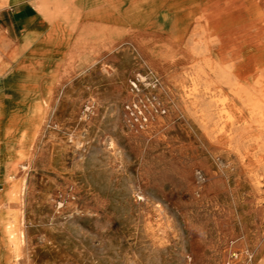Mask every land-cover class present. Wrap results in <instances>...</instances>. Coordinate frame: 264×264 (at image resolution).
I'll use <instances>...</instances> for the list:
<instances>
[{"label":"rangeland","instance_id":"rangeland-1","mask_svg":"<svg viewBox=\"0 0 264 264\" xmlns=\"http://www.w3.org/2000/svg\"><path fill=\"white\" fill-rule=\"evenodd\" d=\"M94 13L79 21L123 22L114 42L105 29L100 51L81 64L77 38L99 35V26L87 33L75 26L64 35L72 57L36 84L7 81L0 94V121L12 119L34 134L26 140L28 169L19 167L21 198L14 205L21 256L2 252V263L264 264V136L247 121L249 108L233 127L214 89L193 104L191 62L163 39L170 33L161 36L168 27L162 10L142 29L113 12ZM40 20L30 0L0 9L7 37L0 41L20 43ZM153 48L158 56L149 54ZM138 74L143 101L153 96L166 110L147 106L143 128L124 108ZM35 102L42 111L29 117L25 111ZM8 185H0V194Z\"/></svg>","mask_w":264,"mask_h":264},{"label":"bare ground","instance_id":"bare-ground-1","mask_svg":"<svg viewBox=\"0 0 264 264\" xmlns=\"http://www.w3.org/2000/svg\"><path fill=\"white\" fill-rule=\"evenodd\" d=\"M23 1L0 0V8ZM30 1L39 12L41 20L20 43L0 41V94L7 87V81L36 84L39 75L51 74L53 65L59 64L60 60L69 55L72 57L74 50L69 45V39H64L68 30L82 24L81 32L87 33L94 29L93 26H99V35L77 38L76 45L84 48H81V64H85L91 53L100 51L106 39L103 36L105 29L111 31L108 39L112 43L116 40L114 37L118 31L115 26L123 23L110 20L104 23H82L79 19L94 17V12L103 18L113 17L114 14L115 17H123L125 21L142 29L151 17L162 10L167 16L168 27L164 28L166 30L161 36L170 33V36L163 39L168 41L171 48L177 46L182 49L191 62L193 87L189 93L194 99L193 104L200 103L203 96H207L214 89L217 94H221L218 99L223 105L222 114L223 111L226 112L231 126L234 127L245 116L243 106L248 107L250 115L247 121L254 122L264 136V9L259 0ZM84 9L87 12H81ZM41 33L44 36L41 43H37V35ZM8 45L11 48L6 51ZM50 46L52 52L47 55ZM40 47L43 50L40 51ZM148 52L152 56L160 53L154 48ZM46 55L50 58L43 62L40 57ZM211 74L215 76L214 80L209 78ZM202 79L203 86H200ZM223 86L228 87V93H224ZM235 101H239L241 106L236 107L233 104ZM42 107L40 102L29 104L25 113L34 117L42 111ZM249 124L246 122L242 127ZM204 127L208 128L206 124ZM33 135L29 127H16L12 119L4 123L0 121V185L9 183L5 192L0 194V255L5 252L16 260L21 256L19 210L14 208L21 198L22 173L19 167L28 169L22 161L26 160L29 148L26 140ZM78 148L82 151L83 145L79 144ZM2 262L0 259V264Z\"/></svg>","mask_w":264,"mask_h":264},{"label":"built area","instance_id":"built-area-1","mask_svg":"<svg viewBox=\"0 0 264 264\" xmlns=\"http://www.w3.org/2000/svg\"><path fill=\"white\" fill-rule=\"evenodd\" d=\"M130 91L133 95V99L125 103V111L128 115V118L133 121V123L139 125L141 128L148 122V111L147 106L150 107L151 112H162L165 113V109L157 105L154 97L148 96L146 101H143L141 98L143 79L140 74L134 76L130 79ZM157 81H154L150 86L151 88L157 87ZM149 101V103H147Z\"/></svg>","mask_w":264,"mask_h":264},{"label":"crops","instance_id":"crops-1","mask_svg":"<svg viewBox=\"0 0 264 264\" xmlns=\"http://www.w3.org/2000/svg\"><path fill=\"white\" fill-rule=\"evenodd\" d=\"M23 2H19V3H17V4H12V5H9V6H6V7H2V8H0V9H6V8H10V7H18L19 5L21 6V4H22ZM32 7L33 8H35V6L32 4ZM18 24L20 25V24H24V22L22 21V23H21V21H20V23L18 22ZM0 35L2 36V37H4L5 39L7 38L6 37V34L5 33H3L2 31H1V29H0Z\"/></svg>","mask_w":264,"mask_h":264}]
</instances>
